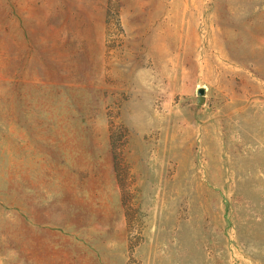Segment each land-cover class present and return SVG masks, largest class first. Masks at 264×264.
Here are the masks:
<instances>
[{
  "label": "rangeland",
  "instance_id": "1",
  "mask_svg": "<svg viewBox=\"0 0 264 264\" xmlns=\"http://www.w3.org/2000/svg\"><path fill=\"white\" fill-rule=\"evenodd\" d=\"M0 264H264V0H0Z\"/></svg>",
  "mask_w": 264,
  "mask_h": 264
},
{
  "label": "water",
  "instance_id": "2",
  "mask_svg": "<svg viewBox=\"0 0 264 264\" xmlns=\"http://www.w3.org/2000/svg\"><path fill=\"white\" fill-rule=\"evenodd\" d=\"M199 95H202L204 93V89L203 88H198L197 90Z\"/></svg>",
  "mask_w": 264,
  "mask_h": 264
}]
</instances>
